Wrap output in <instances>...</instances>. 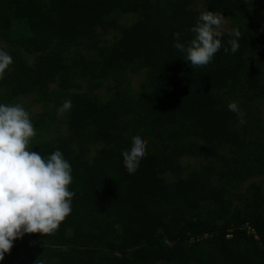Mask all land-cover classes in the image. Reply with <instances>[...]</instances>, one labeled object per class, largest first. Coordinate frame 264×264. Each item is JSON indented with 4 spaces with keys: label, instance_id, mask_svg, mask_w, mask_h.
Here are the masks:
<instances>
[{
    "label": "trees",
    "instance_id": "obj_1",
    "mask_svg": "<svg viewBox=\"0 0 264 264\" xmlns=\"http://www.w3.org/2000/svg\"><path fill=\"white\" fill-rule=\"evenodd\" d=\"M259 1L263 28L255 48L248 22L252 0H205L210 11H226L240 21L239 49L225 53L233 37L223 36L208 65L190 67L173 47V33H180L181 43L192 39L189 28L201 14L194 0H0L2 36L39 53L28 64L13 52L0 79V103L31 92L45 104L69 96L68 135L40 141L32 150L42 157L62 153L74 193L70 214L53 234H25L0 264H264L261 186L233 191L264 174V137L246 139L224 101L243 74L248 92L264 94V0ZM129 12L138 18L119 25ZM22 23L27 32L11 39V29ZM119 26L120 38L101 44L98 29ZM81 44L95 58L78 50L63 53ZM144 68L147 78L139 91L122 86L127 72ZM87 79H114L116 90L107 98L69 92ZM51 82L56 90H49ZM45 116L30 117L33 127L43 128ZM136 134L147 140V155L129 173L121 153ZM156 140L161 148L153 146ZM184 155L206 163L181 177ZM167 172L175 178L167 179Z\"/></svg>",
    "mask_w": 264,
    "mask_h": 264
},
{
    "label": "clouds",
    "instance_id": "obj_2",
    "mask_svg": "<svg viewBox=\"0 0 264 264\" xmlns=\"http://www.w3.org/2000/svg\"><path fill=\"white\" fill-rule=\"evenodd\" d=\"M224 16L219 12L201 13L194 26L189 28L192 39L180 42V33L174 32L173 47L183 55L190 67L208 65L222 47L224 33L220 30ZM232 39L224 52L235 54L239 49L241 33L233 29ZM12 64L11 56L0 49V79ZM71 107L65 101L63 109ZM228 110L243 117L236 102ZM36 135L28 112L20 104L0 103V261L13 247V242L25 234H53L71 212L73 192L72 169L59 150L42 157L29 148ZM147 140L141 134L131 139L130 146L121 156L125 169L132 173L140 160L147 155Z\"/></svg>",
    "mask_w": 264,
    "mask_h": 264
},
{
    "label": "rangeland",
    "instance_id": "obj_3",
    "mask_svg": "<svg viewBox=\"0 0 264 264\" xmlns=\"http://www.w3.org/2000/svg\"><path fill=\"white\" fill-rule=\"evenodd\" d=\"M193 8L200 11L201 13L205 11H210L205 3V0H194ZM252 12L253 18L248 20L250 26L252 27L254 33L256 34V39L254 41V46L257 48L259 46V34L263 28V5L259 0H252ZM224 16V20L221 24L220 30L224 33L223 36H227L233 29H238L240 21L233 19L230 14L226 11H216ZM138 18L136 13H124L120 17L119 25H129ZM120 26L117 28H112L108 31H103L98 29L101 34V44L110 45L115 43L121 35ZM27 32V27L25 23L21 26L15 25L10 31L11 39L19 38ZM0 49L7 52L11 58L13 52L17 51L21 54L28 64H33L36 58L39 56L38 52L31 53L28 52L23 46L17 45L13 42H9L5 39L0 32ZM78 50L86 58H95L94 51L86 44H81L79 46H74L71 48H66L63 53L69 56ZM254 53L250 54L248 57V62L254 57ZM11 66V65H10ZM9 66V67H10ZM262 79L264 82V58L262 64ZM147 78V70L144 68L136 72H127L122 86L127 87L133 92L139 91L141 85L144 84ZM81 86L78 89H71L69 92L74 91H84L90 94L96 95L99 98H107L116 90V81L114 79H87L80 82ZM95 84V85H94ZM92 85V86H91ZM50 91L56 90L57 85L55 82H51L48 85ZM225 103L236 102L239 109L243 112V117H239L236 114L234 127L242 133L246 139H254L257 137H264V94H253L247 90L246 77L243 74L237 89H231L224 94ZM70 101L69 96L61 95L58 98H53L48 103H44L42 99L38 97L36 92H31L29 94H24L16 97L15 99L7 102L6 104H20L28 112L29 117H35L40 113H46L45 122L46 125L39 129L34 128L36 135L31 139L29 148L36 145L38 142L46 140H52L59 136H65L69 133L68 127V113L69 109H63L62 105L65 101ZM103 145L102 142L94 143L88 153V157L92 158L97 150ZM155 148H161V143L158 140L154 141ZM180 163L182 165L181 177L188 178L194 173L198 172L206 163V160L201 157H194L192 155H184L180 158ZM165 177L169 180L175 178V175L171 172H167ZM253 183L261 186L264 194V174L252 176L240 183V185L233 189L235 193L245 192L246 189ZM235 205H242V202L236 197L233 198Z\"/></svg>",
    "mask_w": 264,
    "mask_h": 264
}]
</instances>
